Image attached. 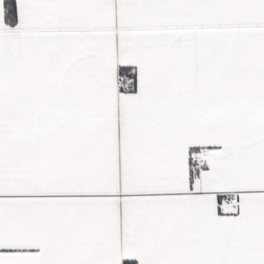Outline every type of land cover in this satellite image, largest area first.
I'll list each match as a JSON object with an SVG mask.
<instances>
[{
	"label": "snow or ice",
	"instance_id": "1",
	"mask_svg": "<svg viewBox=\"0 0 264 264\" xmlns=\"http://www.w3.org/2000/svg\"><path fill=\"white\" fill-rule=\"evenodd\" d=\"M0 264H264V0H0Z\"/></svg>",
	"mask_w": 264,
	"mask_h": 264
}]
</instances>
